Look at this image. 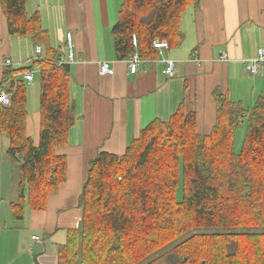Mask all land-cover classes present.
I'll use <instances>...</instances> for the list:
<instances>
[{
	"label": "trees",
	"instance_id": "trees-1",
	"mask_svg": "<svg viewBox=\"0 0 264 264\" xmlns=\"http://www.w3.org/2000/svg\"><path fill=\"white\" fill-rule=\"evenodd\" d=\"M201 0H122L112 29L115 53L127 60L135 51L158 58L155 40L181 43V23ZM28 0H0L8 32L30 38L45 56L32 66L7 68L4 83L11 103L0 104L1 139L17 163L19 199L13 218L45 211L67 179L66 146L75 124L72 69L58 67L51 36ZM133 35L139 45L135 49ZM40 68L38 141L28 131V84L20 76ZM216 123L200 135L197 115L181 105L168 122L146 127L121 155L101 152L91 161L81 195L83 216L58 249V264H264V95L245 110L217 98ZM247 122L241 150L238 128ZM182 189V198L177 193ZM1 237V230H0Z\"/></svg>",
	"mask_w": 264,
	"mask_h": 264
},
{
	"label": "crops",
	"instance_id": "crops-1",
	"mask_svg": "<svg viewBox=\"0 0 264 264\" xmlns=\"http://www.w3.org/2000/svg\"><path fill=\"white\" fill-rule=\"evenodd\" d=\"M121 4L122 0L27 2L29 13L41 14L56 57L67 52V33L73 36L76 62L71 65V101L75 124L68 144L58 149L67 160V179L50 197L47 209L27 210L23 221L15 220L9 205L19 199L18 184L9 204L0 205V230L6 231L1 232L0 239L6 242L8 230L11 232L9 264H58V249L66 243L68 231L80 226L81 195L90 163L99 153L123 155L146 127L156 120L168 122L181 105L186 114L196 113L198 133L207 135L216 123L217 98H227L250 110L264 95V64L257 76L249 75L244 65L264 47V0H201L199 5L190 6L181 23V43L170 46L164 57L145 60L135 75L130 73L127 60H119L115 53L112 29ZM46 5L52 8L47 13ZM31 44V39L9 34L0 5V87L6 91L19 76L3 84L4 61L11 59L13 69L30 65L37 47ZM20 47H27L28 52L20 54ZM195 53L202 61L200 65L191 61ZM163 59L177 63L173 76L165 75ZM103 62L112 64L113 74H100ZM32 71L40 73V68L33 66ZM33 85L28 90L32 109L37 112L33 117L29 114L28 131L37 142L40 101L39 106L35 101L41 90ZM3 147L1 139V152Z\"/></svg>",
	"mask_w": 264,
	"mask_h": 264
},
{
	"label": "built area",
	"instance_id": "built-area-1",
	"mask_svg": "<svg viewBox=\"0 0 264 264\" xmlns=\"http://www.w3.org/2000/svg\"><path fill=\"white\" fill-rule=\"evenodd\" d=\"M67 52L66 54L62 55L58 61H57V65L58 67L61 66H65V65H73L76 60H75V50H74V44H73V36L72 34L69 32L67 33ZM132 43L135 49H138V45H139V41L136 35L133 36L132 38ZM170 45L167 41H154L153 44V48L157 51L158 55L160 57H164L165 51L167 49H169ZM43 50L41 46H37L36 47V58L32 59L29 64L32 66V64L39 60L42 59L43 54H42ZM222 59L223 60H227V55L223 54L222 55ZM144 59H142L140 57V54L135 51L128 59H127V63L130 69V73L132 75H135L138 73L139 67L142 63H144ZM165 68H164V73L167 76H173V74L176 72L177 70V63L172 60V59H163L162 60ZM191 61H193L194 63L200 65L202 63V61L200 59L197 58L196 53L192 55V59ZM264 64V47L259 48L257 51V55L256 57H254L253 59L250 60H246L244 61V65L246 67V70L248 71L249 75L251 76H257L259 75L260 69L262 67V65ZM13 63L12 60L10 59H6L4 61V66L6 68H13ZM29 65V66H30ZM34 71L32 70H26L22 73L21 77L26 81V83L28 84H32L34 82ZM114 73L112 64L110 62H103L100 65V74L101 75H111ZM11 103L10 97L6 91L5 87H0V104L2 106H9ZM35 241H37L38 243H42L43 241L41 239H39L38 237H34L33 238Z\"/></svg>",
	"mask_w": 264,
	"mask_h": 264
},
{
	"label": "rangeland",
	"instance_id": "rangeland-1",
	"mask_svg": "<svg viewBox=\"0 0 264 264\" xmlns=\"http://www.w3.org/2000/svg\"><path fill=\"white\" fill-rule=\"evenodd\" d=\"M51 10V6L46 5L45 7V12L47 13L48 10ZM45 13V14H46ZM17 39V38H15ZM19 39V38H18ZM30 38H26V40L29 41ZM31 46L34 48V43L31 44ZM21 48V47H20ZM16 52L20 54L23 53H27L28 52V48L27 47H22L19 52L18 49H16ZM11 60V59H10ZM36 76L35 81H34V85H38V89L39 91L41 90V82H40V73L39 71H35L34 73ZM32 87V84L28 83V89L30 90ZM39 101H40V95L38 96V100L36 99V106H39ZM29 114L30 116H34V113L37 112V110H33L32 109V105H33V99L31 101V96L29 93ZM37 108V107H36ZM39 111V109H38ZM246 128H247V122L245 121L237 130V135H236V142H235V150L237 152H239L241 150V146L244 140V136L246 133ZM2 143H3V151L1 152V166H0V198L2 197V199L4 201H2L0 199V205L3 207H6V204H9V200L11 195H13V187L15 185H17L19 183V169L17 166V163L12 160L9 159V157L7 156V150L9 148V139L7 135H3L2 136ZM9 162V163H8ZM11 162L13 163L14 168L11 165ZM177 197L178 200H181L182 198V189H179L178 193H177ZM10 206V205H9ZM11 207V206H10ZM1 224V223H0ZM3 227V223L1 225L0 228ZM9 232L6 234L7 236L5 237L6 242L3 241V237L0 239V264H9V260H10V244H11V232L10 230H8ZM1 232H3V234L6 233V231L3 229L1 230Z\"/></svg>",
	"mask_w": 264,
	"mask_h": 264
},
{
	"label": "bare ground",
	"instance_id": "bare-ground-1",
	"mask_svg": "<svg viewBox=\"0 0 264 264\" xmlns=\"http://www.w3.org/2000/svg\"><path fill=\"white\" fill-rule=\"evenodd\" d=\"M134 36V35H133ZM137 36V35H136ZM155 41H157V40H155ZM158 41H160V40H158ZM153 44H154V42H153Z\"/></svg>",
	"mask_w": 264,
	"mask_h": 264
}]
</instances>
